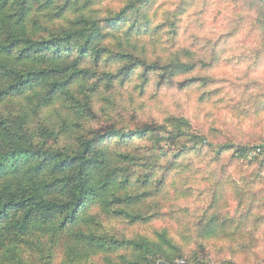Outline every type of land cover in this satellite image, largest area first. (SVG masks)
Instances as JSON below:
<instances>
[{
    "label": "trees",
    "instance_id": "obj_1",
    "mask_svg": "<svg viewBox=\"0 0 264 264\" xmlns=\"http://www.w3.org/2000/svg\"><path fill=\"white\" fill-rule=\"evenodd\" d=\"M97 1L0 0V264H24L23 244L37 236L48 239L50 252L60 247L66 264H96V256H103L102 264H206L208 258L201 253L211 239L228 242L232 256L249 252L244 241L252 236L256 239L254 233L264 220L255 218L253 212L261 214L264 207H255L260 203L257 191L247 193L241 185L232 192L223 189L225 184L216 185L221 189L193 220L194 250L186 242L176 244L166 228L153 232L152 238L136 239L100 231L101 224L90 213L93 208L130 225H150L171 217L165 188L177 187L169 181L170 172L179 168L188 172L189 165L182 163L186 157H209V167H222L224 156L230 153L233 162L248 161L263 169L264 140L249 148L244 140L234 142L226 130L237 128L242 134L240 124L232 122L204 134L192 130L190 122L180 117H167L160 124L127 133L116 128L106 134L89 131L87 126L96 119V100L104 93L113 96L114 102V85L124 86L133 78L148 83L157 72L171 84L174 78L195 70L185 61L190 56L185 50L170 55L164 47L163 56L153 59L155 49L150 52L139 44L141 36L155 29L145 14L155 0H126L116 13L96 8ZM204 1L193 22L206 29L211 24L206 15L224 10L227 0ZM246 1L255 12L262 0ZM181 4L171 12L172 23H168L175 35V21L188 1L181 0ZM224 19L218 18L222 33L212 42H227V32L230 41L243 37L235 22ZM261 23L264 42V16ZM150 45L155 46V40ZM257 50L256 69L263 71L262 81L245 87L249 93L261 92L256 101L264 107V52ZM89 63L98 68L92 70ZM101 65L104 70L99 75ZM141 67L145 68L138 74ZM26 94L28 104L35 105L30 112L2 111L5 102ZM57 104L60 126L44 128L36 137L29 130L32 115ZM100 109L107 117L109 108ZM69 134L68 145L55 147ZM36 139H42L41 144ZM135 141L145 147L133 146ZM255 149L261 153L251 156ZM220 171L222 176L226 173ZM251 178L256 186L264 185L259 175L252 173ZM187 189L185 198L193 195V189ZM259 192L263 194L264 188ZM248 194L251 204L244 203ZM174 198L180 200L182 195Z\"/></svg>",
    "mask_w": 264,
    "mask_h": 264
},
{
    "label": "rangeland",
    "instance_id": "obj_2",
    "mask_svg": "<svg viewBox=\"0 0 264 264\" xmlns=\"http://www.w3.org/2000/svg\"><path fill=\"white\" fill-rule=\"evenodd\" d=\"M98 1L96 8L116 13L123 7L126 0ZM186 1H188V6L187 4L186 7L184 6V11L175 21L177 27L175 35L173 30L170 31L168 23H172L171 12L182 5L181 0H155L145 13L155 29L149 34L147 33L145 38L141 36L139 44L144 45L150 52L155 49L154 52L157 53L153 52V59L163 56L161 53L165 49L170 55L178 50H185L190 55L185 61L194 65L195 70L186 76L174 78L171 84L162 81L157 72L149 78L148 83L143 82L142 78H133L130 83L124 86L114 85V102H112L113 96L104 93L102 98L96 100V119L87 126L89 131L106 134L108 130L116 128L122 133H127L146 126L160 124L167 117H180L190 122L192 130L201 131L204 134L212 132L215 127L221 128L232 122L240 124L242 134L236 130L237 128L226 130L234 142L244 140L249 148L260 145V141L264 140V107L256 101L261 92L260 94L254 91L249 93L251 91L245 87L255 80L262 81L261 73L263 71H258L256 66L259 62L257 60L259 58L257 51L259 50L257 49L264 52L262 50L264 42L261 40L264 0L261 1V5H258L255 12L248 9L250 6L247 5L246 0H227V4L223 6L224 10L206 15V20H211V24L207 25L206 29L203 25L193 22L196 17L194 13L197 9L199 12L201 11L205 1ZM103 16L104 14L100 13V17ZM222 17L225 18V22L228 19L235 22L237 29H241L243 37L238 36L230 41L227 32L225 37L227 42H212L214 36L217 37L222 33L218 23V18ZM161 27L164 28V32H156V28ZM150 34L151 37H149ZM152 40H155V46L150 45ZM225 44L227 48L222 49ZM160 45L162 46L159 47ZM219 46L221 48L217 49ZM153 59L149 61H154ZM185 61L183 60V62ZM210 64L212 65L208 67ZM88 66L94 71L98 68L94 63H89ZM144 68H139L138 74H141ZM103 70V65H101L97 70L98 74L101 75ZM26 96L28 95L5 102L1 106L2 111L14 115L30 112L35 105L30 106ZM103 98L109 101H105ZM100 108H109L107 117L102 116ZM60 112L59 104H57L51 108L43 109L38 115H32V121L29 124L30 132L35 133L37 137L40 130L44 128L60 126L61 117L57 115ZM213 136L214 134H211V141ZM157 138L162 140V136L159 134ZM36 142L41 144L42 139H36ZM70 142L71 135L69 134L59 139L55 147L68 145ZM110 144L111 146L115 145L113 141ZM132 145L145 147L138 141ZM208 158L193 155L186 157L182 163L189 165L187 173H184L180 168L169 173V181L177 184V187L169 185L165 188V192L169 194L166 198L169 200L167 203L169 214H167L171 217L150 225H130L122 220L104 217L97 208H93L90 213L96 215L101 224L100 231L116 238L136 239L138 237L152 238L153 232L160 228H166L176 244L182 245L186 242L188 248L194 250L193 238L196 236V230L193 227V220L207 208L211 201V195L221 189L216 188L218 183H220L219 185L225 184L223 189H228L231 192L237 185L244 186V191L247 193L257 191L260 203H256L255 207H264V193L259 192L264 188V185L256 186L254 178H251L254 173L264 179V168L253 164L249 165L248 161L233 162L230 160V153L224 156L225 161L222 167H219L220 165L216 167V164H211L209 167L210 159ZM221 168L222 174L226 172L223 176ZM165 171L166 169L160 170L159 176ZM217 172L218 175L214 177L213 174ZM244 178L246 180L241 182ZM187 186L193 189V195L185 198L184 194L189 192ZM179 187L182 189L181 193L178 192ZM179 194L182 195V199H175L174 197ZM251 198L252 196L248 194L244 203L249 204L250 202L251 204ZM172 200L177 201L172 202ZM253 214L255 218L264 217V210L261 214L254 210ZM251 220L254 221L252 217ZM254 235L256 239L252 236L250 240L245 239L244 241V244H249L250 248V251L245 254L232 256L228 242L211 239L205 244V253H201V255L204 254L206 259L208 258L206 264H227V262L264 264V220ZM47 241V238L38 236L27 240L23 244L20 254L24 264H66L61 248H55L50 252L51 246ZM96 257V264L104 263L102 262L103 256Z\"/></svg>",
    "mask_w": 264,
    "mask_h": 264
},
{
    "label": "built area",
    "instance_id": "obj_3",
    "mask_svg": "<svg viewBox=\"0 0 264 264\" xmlns=\"http://www.w3.org/2000/svg\"><path fill=\"white\" fill-rule=\"evenodd\" d=\"M260 153H261V150H260V149H255V150H253V151L250 153V155H251V156H255V155L260 154Z\"/></svg>",
    "mask_w": 264,
    "mask_h": 264
}]
</instances>
